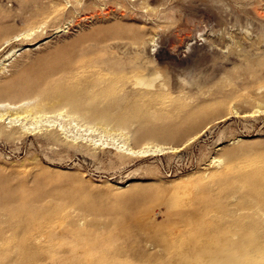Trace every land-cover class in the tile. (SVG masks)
Segmentation results:
<instances>
[{"label": "rangeland", "instance_id": "1", "mask_svg": "<svg viewBox=\"0 0 264 264\" xmlns=\"http://www.w3.org/2000/svg\"><path fill=\"white\" fill-rule=\"evenodd\" d=\"M32 1L0 0L10 20L0 19V27L18 33L5 44L22 49L10 58L12 49L0 53V80L15 81L30 97L64 74L78 76L88 93L111 79L116 90L112 100L85 106L102 113L101 125L93 116L49 114L30 126L37 133L0 137V201L27 193L53 211L26 244H54L70 262L107 256L103 264H264V206L256 204L264 190L251 198L247 189L224 190L209 178L222 169L217 159L233 153L239 174L264 180V112L230 114L233 105L250 109L253 99L216 94L248 93L264 104V76H255L261 88L248 90L238 85L249 76L232 74L246 52L264 56V0ZM53 2L66 6L63 15L26 32L30 14ZM137 76L152 85L136 84ZM144 96L149 111L122 121ZM203 98L223 103L200 111ZM17 107L0 104L6 129L16 123L22 130L26 120L7 117ZM54 123L55 136L45 139Z\"/></svg>", "mask_w": 264, "mask_h": 264}, {"label": "bare ground", "instance_id": "2", "mask_svg": "<svg viewBox=\"0 0 264 264\" xmlns=\"http://www.w3.org/2000/svg\"><path fill=\"white\" fill-rule=\"evenodd\" d=\"M34 1H32L31 3L29 2V4L32 6L34 3L37 2ZM65 7H66L65 5H62L57 2L56 3L53 2L52 7L51 6L49 7L48 4L40 3L38 6L39 11H35L30 14V17L26 22V28L24 27L26 29L25 31L27 32L35 28H38L39 26H41V24L44 25L46 23L54 22L58 17L63 15L66 9ZM23 11L25 12L26 9H23ZM5 14H7V12ZM6 16L8 15L2 16V14L0 13V19H3L5 23L10 21L9 19L5 18ZM9 27L6 26L0 27V53H3L6 49L7 52L8 50L12 49L8 54L6 53L7 56H9L10 58V55L14 56L18 51L22 49L16 48V46L14 47L13 42H12L13 45H11L12 43L9 44L10 46L5 44L12 37L15 38L14 36L18 35V33H12L11 31H9L10 29ZM259 44L262 46L263 44L262 39L257 40L256 44L253 45L255 50H257ZM250 56H251V51L246 52L245 53L246 59L244 62L245 64L239 70H235L232 73L234 77L243 74L249 76L250 81L247 82V84L238 85V86H244L245 89L248 90H250V86H254V85L258 86L259 82H261V80L255 78L257 73H259V76H264V56L261 59V61H258V59H249ZM89 64L90 63L87 60H81V62L79 63V65H81V67L83 68L88 67ZM112 81L113 80L111 79L108 81L109 83H107V85L104 86L103 88H96V89L93 88L88 93L85 92L86 88L83 87L82 82L80 81V78L78 76H76L75 74L74 75L64 74L63 76H60L58 78L51 80L47 79L43 81L42 84L36 87L35 92L37 94L34 97H30V96H24L22 94L25 93L22 86L15 83V81L13 80H7L6 77L5 78L3 77L0 80V104L5 102L11 105L18 104V107L16 109L14 110L12 109L13 111L12 110L6 111L8 114L7 117L9 118L10 122H13L15 120L16 121L26 120V122L23 125H21L22 130H20V127H18L19 125H17L16 123L12 128L6 129L3 126V124H1L2 123L1 121L4 118V114L3 112L2 113L0 112V122H1L0 137L3 138L4 140H10V139L13 140V139L23 138L25 135L28 134V132L29 134H31L30 132L37 133L38 130L35 131L37 127L34 126L31 128L30 126L36 125L43 118L44 119L51 118L52 116L51 117L47 116L49 114H55V116L57 117V116H69L70 113L73 115L72 120L84 119L85 122L87 121V119H90L93 116L96 117V120L99 119L100 122L99 125H101V122L103 120L100 114L102 113L101 112H99L100 114H95L96 112L92 113L89 111V109H86L85 106L87 105V103L97 104L98 102L103 101L105 99L112 100L111 97L116 90L115 86L111 84ZM152 82H153L152 79L143 78L140 76H137L135 81L136 84H141L147 87L151 86ZM228 86H230V84H227V87ZM258 87L261 88V86ZM230 91L231 90H229V92ZM213 93L215 94V92ZM254 93L257 94L256 92ZM216 94L225 95L224 97L235 101H238L236 100L238 98L245 99L246 97L248 99L249 96L250 98L253 99V101L248 105L251 106L250 109L242 108L243 106H240L237 109L236 106L233 105V107L232 106L229 107L230 114L233 113V108L236 109L235 113L239 111V108H241L240 112L245 111V112H250L251 114L264 112V104L261 103L262 101L260 102L258 100L259 98L252 97L248 93L232 94L230 92V94H228L227 91H222L221 93L219 91ZM159 97L160 99H162L164 95L158 96L156 98ZM143 98L146 97L145 96L142 97L141 100H139L135 105H133L130 108L128 113L122 115L121 118L122 121L124 120L126 121L130 118L131 119L141 118L143 117V115L146 114V111H149L148 110L149 105L147 104V101L150 98H146V99ZM31 99H34L35 101L32 102V104H27L28 103L27 101ZM247 99L245 100L246 102ZM24 101H26L27 103H25ZM213 101L214 100L212 98H206V99L203 98L201 102L202 104H204V106L201 107L200 111H205V108L210 109L214 105L223 103L222 100L216 102ZM23 102L24 104L20 105V103ZM60 104H63V106L65 105V107L67 108L66 112H63L62 108H58V105ZM226 104H229V102L225 103V105ZM181 111L182 113H184V115L190 116V118H194V115L193 114L191 115L190 113L193 111L192 108L191 110L184 108ZM185 111H189V112H185ZM96 124L98 123H95V125ZM54 125L55 123L50 126V129H46V132L43 134V137L45 139H49L55 136L57 129L56 127L54 129ZM87 127L88 129L91 128L94 129V125ZM146 147L147 146H145V149L143 148L144 150L141 149L143 153L149 151V146L147 148ZM158 150L161 151L162 149H158ZM155 151H157V148ZM232 155L233 153L228 154L224 160L217 159V163L219 165L223 162V165L221 167L222 169L216 170L213 173H211L209 177L210 180L213 182H218V184L221 187H223L224 190L232 187L238 189L239 191L243 189H247L248 192L246 194L249 193L250 196H253L251 198H254L255 195L259 192V190L261 189L264 190V180H262L261 178L255 175H251L247 173L239 174L237 172L238 170L234 163V159H233L234 156ZM205 193L206 191H204L202 195H204ZM23 194L22 195L19 194L17 198H15L14 200H10V198L8 197L7 198L2 197L4 200L0 201V216H5L6 220L12 221L11 226L10 225L6 226L7 224H5V222H3L0 219V258L10 259L8 262H6L7 264H103L104 262L108 261L107 256L106 257L101 256L98 257L97 260L92 261L91 263H89L88 260L85 259L84 257L81 258L79 257L74 262H70L69 260H66L63 257L64 255L63 252L58 253L56 251V247L54 246V244H26V242L35 238L34 236L36 233L38 234V232H40V230L37 228L43 223L45 219H49V217L53 214V211L47 208L45 209V208L37 207L33 203V198H30L29 194L27 193H23ZM246 199L247 197L243 196V198H241V203H246L244 202ZM256 204L264 206V196L258 198L256 200ZM39 213L41 217L37 216V214ZM20 226H24V228H21V230H19L18 228ZM7 232H11V234L7 236L6 235ZM87 248L88 249H85L84 251H82V253L86 254L90 249L89 247Z\"/></svg>", "mask_w": 264, "mask_h": 264}]
</instances>
